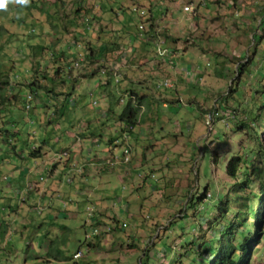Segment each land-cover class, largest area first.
I'll return each mask as SVG.
<instances>
[{
    "label": "rangeland",
    "instance_id": "1",
    "mask_svg": "<svg viewBox=\"0 0 264 264\" xmlns=\"http://www.w3.org/2000/svg\"><path fill=\"white\" fill-rule=\"evenodd\" d=\"M28 1L23 24L0 17L11 34L0 43V181L23 182L0 183V230L14 239L0 240V264H201L207 253L190 249L210 239L206 204L230 191L248 196L252 236L264 204L249 193L260 185L236 190L225 166L255 147L250 126L264 151V0ZM82 10L124 35L101 37L98 54L101 40L80 35ZM28 150L42 158L26 192L10 169L25 164L4 159ZM260 231L248 264H264V221Z\"/></svg>",
    "mask_w": 264,
    "mask_h": 264
},
{
    "label": "trees",
    "instance_id": "2",
    "mask_svg": "<svg viewBox=\"0 0 264 264\" xmlns=\"http://www.w3.org/2000/svg\"><path fill=\"white\" fill-rule=\"evenodd\" d=\"M31 7L35 6L32 2L29 1L24 6H20L18 4L14 6L11 3L7 2L6 7L4 9H0V17L6 18L10 15V13L14 12V19H16L19 24H23L25 20L23 16H20L19 14L21 13V10H29L31 9ZM259 24L263 26L264 21H261ZM10 36L11 34H9L7 28L5 27V24L0 23V43L4 37L7 39ZM38 47L41 49V46ZM103 48H100L98 46V54L103 51ZM7 85V79H2L0 81V100L3 101L5 99L4 97H6L4 103L7 102L8 97L3 94L4 87L2 86ZM28 87L30 91H33V89L30 88V85ZM49 91L51 90L48 89L47 92ZM49 94L55 102L54 95L52 93ZM256 106L258 108L264 107V87L259 92V100H257ZM121 117L124 118V121L129 125V127H133L136 123V115H134L133 110H129V112L124 115V117ZM242 125H246L247 130L248 123H242ZM250 128L248 135L249 138L253 140V144H255V147L250 149L248 148L247 152L244 154L231 155L226 163L225 170L226 174L230 178L236 180L234 183V188L236 190H240L243 193L248 189H251L254 183H259L261 190L258 197H256L257 192L254 193L252 191L251 193H249L251 195V200L257 199L258 205L259 201H263L264 204V151L261 148V142L259 139V128L253 131L250 130ZM31 154H33V151H31ZM230 193L231 191L219 197H214L212 198L211 203L207 202L206 204V223L209 231L211 232L210 239L206 237V241H202L196 244L195 250L190 249V252H193L196 255H199L202 251H205L207 253L206 260L201 264H248V260L242 261V259L244 257L248 258L251 246L250 244L256 243L258 236L260 235V233H262L260 231V227L262 222L264 221V207H262L259 211L260 217L258 219V222H252L254 229L252 231V236H250L248 235L250 231L247 230L248 226L246 227L247 224L245 220L246 214L252 213V206H249L245 202L248 199V196L238 194V196L236 195L233 200ZM201 200L202 198L200 199V202H202ZM207 200L209 199L206 197V201ZM231 202H235V204L238 203V206H236L234 209L231 208ZM245 207L247 213L244 211ZM255 209H257V206ZM212 211L216 212V215L213 217L208 216ZM90 218L93 219L92 216ZM252 218H255V213L252 214ZM93 227L94 226H92V235L94 234ZM240 228H243L241 232L243 237L236 240L235 236L239 232ZM6 232L7 231H5V228H2L0 230V240L5 237ZM217 232H219V234L225 238L223 242L220 241V235L216 237V240H213ZM252 237L254 238L252 241L253 243H250V239ZM54 243L55 240H50L45 248L46 257L50 261L55 259V261H57V255H59L60 257H62L63 255V250L61 249V247L55 246ZM89 243V240L84 241L85 245H88Z\"/></svg>",
    "mask_w": 264,
    "mask_h": 264
},
{
    "label": "crops",
    "instance_id": "3",
    "mask_svg": "<svg viewBox=\"0 0 264 264\" xmlns=\"http://www.w3.org/2000/svg\"><path fill=\"white\" fill-rule=\"evenodd\" d=\"M88 5H90L91 13H93V11H97V7H99V4H97V3L95 4L92 1L89 2ZM83 12L84 11L82 10V14H81V20L82 21L80 22V28H79L80 35H82V38H88L89 36H96L95 39L98 41V40H101V37H107V36H110V35L114 36L113 32L116 33L117 37H119L121 35H124V34H121V32H120L121 30H119L117 28L110 27L111 26L110 22H107L104 19H102V20H95L94 19L93 21H91V19L93 18V15H83ZM189 14H192V13L186 12L182 8V12H181L182 16H188ZM100 22L104 23L105 27L98 28ZM61 34L62 33H60L59 36ZM131 37H132V35L131 36L128 35L129 39H131ZM98 45H99L100 48L103 46L102 40L99 41ZM90 52L92 53V51H90ZM67 100H69V98H67ZM84 123H86L85 124L86 126L84 127L85 129H89V127L92 128V124L88 125L87 122H86V119L84 120ZM14 134H18V132H15ZM89 143L92 144V141L90 140ZM95 143H98V139H96ZM13 158L14 159L16 158L18 161H20V162L25 164L24 167H20L16 163L15 164H11L10 165V167H11L10 169L13 170V171H11L12 174L13 173H17L18 176L25 177L24 186H23L22 190H24L26 188V192H27L28 189L32 188V185L34 184V180H36L38 182L39 179H41V177L37 179L34 176V174L37 172V170L40 169L39 168V164L41 162H39V160H40V158H42V155L41 156L39 154H35L34 155V153L31 154V151H29V150L27 152H20V153L18 151H14L13 155H12V158L9 157V155H7L5 157V159H4V162H9V163L15 162V161H12V160H14ZM27 182H29V184H28V186H25V184H27ZM0 183H2V181H0ZM2 184H4V183H2ZM21 185H23V182H17V181H14V182H11V183H8V184H4V186H7V187L11 186V188L19 187ZM39 185L40 184H38V186ZM1 192L5 194L6 198H8V194H6L5 191L4 192L1 191ZM26 192H25V194H26ZM35 197H36V192H31V193H28L27 196L25 195L24 200H26V198L32 199V198H35ZM5 237H7V240H8L7 243L14 242L13 238H10V237H8L6 235H5ZM5 237L2 238L1 240H4Z\"/></svg>",
    "mask_w": 264,
    "mask_h": 264
},
{
    "label": "clouds",
    "instance_id": "4",
    "mask_svg": "<svg viewBox=\"0 0 264 264\" xmlns=\"http://www.w3.org/2000/svg\"><path fill=\"white\" fill-rule=\"evenodd\" d=\"M7 2H8V0H0V9H4L5 7H6V4H7ZM15 2H16V4H18V5H20V6H24V5H26L27 4V2H28V0H15ZM191 6V5H190ZM184 7V6H183ZM192 7V6H191ZM135 10V9H134ZM185 11V10H184ZM186 12H188V11H186ZM144 13V12H143ZM189 13H193V11L192 12H189ZM141 26V25H140ZM142 27V26H141ZM140 27V28H141ZM30 96L29 95H27L26 96V102H28L27 104H26V107H28V105H29V103L31 102V98H29ZM109 229V228H108ZM94 234H96V233H94ZM93 234V235H94ZM76 253H78V252H75L74 254H73V257H74V255L76 254ZM79 257V256H78ZM74 258H77V257H74Z\"/></svg>",
    "mask_w": 264,
    "mask_h": 264
},
{
    "label": "built area",
    "instance_id": "5",
    "mask_svg": "<svg viewBox=\"0 0 264 264\" xmlns=\"http://www.w3.org/2000/svg\"><path fill=\"white\" fill-rule=\"evenodd\" d=\"M183 10L188 11V12H192V11H193V8H192L190 5H185V6L183 7ZM29 98H30V97H29ZM123 152L127 155L128 150L125 149ZM126 159H127V158H126ZM94 233H95V232H94ZM78 256H79L78 253H76V254L74 255V257H78Z\"/></svg>",
    "mask_w": 264,
    "mask_h": 264
},
{
    "label": "bare ground",
    "instance_id": "6",
    "mask_svg": "<svg viewBox=\"0 0 264 264\" xmlns=\"http://www.w3.org/2000/svg\"><path fill=\"white\" fill-rule=\"evenodd\" d=\"M260 202V201H259ZM259 205V204H258Z\"/></svg>",
    "mask_w": 264,
    "mask_h": 264
}]
</instances>
